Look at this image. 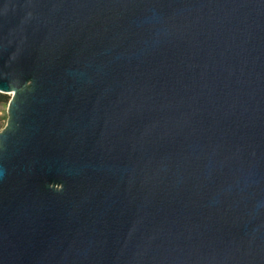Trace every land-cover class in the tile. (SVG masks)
Segmentation results:
<instances>
[{
	"label": "water",
	"instance_id": "water-1",
	"mask_svg": "<svg viewBox=\"0 0 264 264\" xmlns=\"http://www.w3.org/2000/svg\"><path fill=\"white\" fill-rule=\"evenodd\" d=\"M0 264H264V0H0Z\"/></svg>",
	"mask_w": 264,
	"mask_h": 264
},
{
	"label": "rangeland",
	"instance_id": "rangeland-1",
	"mask_svg": "<svg viewBox=\"0 0 264 264\" xmlns=\"http://www.w3.org/2000/svg\"><path fill=\"white\" fill-rule=\"evenodd\" d=\"M6 108H7V104H0V130L4 127L6 123V119H7Z\"/></svg>",
	"mask_w": 264,
	"mask_h": 264
},
{
	"label": "trees",
	"instance_id": "trees-1",
	"mask_svg": "<svg viewBox=\"0 0 264 264\" xmlns=\"http://www.w3.org/2000/svg\"><path fill=\"white\" fill-rule=\"evenodd\" d=\"M9 97L8 94L0 93V104H7Z\"/></svg>",
	"mask_w": 264,
	"mask_h": 264
}]
</instances>
